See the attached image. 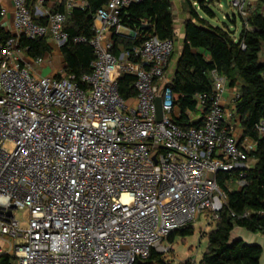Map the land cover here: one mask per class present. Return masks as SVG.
<instances>
[{"label": "built area", "instance_id": "1", "mask_svg": "<svg viewBox=\"0 0 264 264\" xmlns=\"http://www.w3.org/2000/svg\"><path fill=\"white\" fill-rule=\"evenodd\" d=\"M142 1L107 0L94 15L93 36L75 39L95 56L81 86L63 70L42 77L45 57L26 59L21 38L51 37L61 49L68 13L86 0L33 13L27 0H12L13 33L0 35V260L134 264L152 250L167 253L169 236L202 217L217 223L227 202L220 173L239 171L230 183L246 185L243 171L257 163L258 142H241L225 127V76L211 72L212 94H196L187 113L201 124L184 127L169 74L174 40L151 37L114 54V35H135L122 24L124 9ZM228 5L243 20L251 15V0ZM123 75L135 78L128 99L119 91ZM256 129L264 135V121Z\"/></svg>", "mask_w": 264, "mask_h": 264}, {"label": "trees", "instance_id": "2", "mask_svg": "<svg viewBox=\"0 0 264 264\" xmlns=\"http://www.w3.org/2000/svg\"><path fill=\"white\" fill-rule=\"evenodd\" d=\"M188 6L189 17L184 22L183 48L177 59L173 75L172 90L177 95L176 104L183 111H195L194 96L198 93L212 94V71L218 72L228 80L230 86L240 83L239 97L236 99V113L244 136L258 142L254 157L257 163L252 169L244 170L246 185L238 189H229L231 180L238 177L239 171L233 174L220 173L218 182L226 190L227 202L220 212L215 227L204 238L208 245L199 263L188 258L179 264H260L262 247L234 239L235 228H243L251 233L264 235V135L260 136L256 126L264 121V62L260 53L264 46V15L251 14L246 20L239 18L243 28L238 36L228 26H214L196 10L195 6L208 17L214 18L212 1L183 0ZM37 0H27L28 8L34 12ZM219 2H221L219 0ZM83 8L75 7L68 13L65 26L69 39L61 48L65 67L63 72L74 75L83 86L82 77L92 71L94 51L89 43H77L75 39L93 36V20L96 12L106 5L107 0H86ZM53 12L65 11V3L57 6ZM171 0H144L124 9L122 24L134 33L114 35V54L123 50L140 47L151 38L172 39L177 37ZM38 23H45L42 19ZM0 35H4L0 29ZM7 36V35H4ZM244 45V47H243ZM21 46L33 57H43L50 52L45 38L30 40L21 38ZM175 53V52H174ZM174 55V54H173ZM173 57V56H172ZM60 77V75H57ZM135 78L123 75L119 80V91L125 99L135 96L133 88ZM181 126L200 125L201 120L184 123ZM246 212L251 216L244 217ZM194 225L173 232L168 242L173 244L176 237L187 238L194 235ZM0 264H11L8 257H3ZM134 264H176L167 259L163 253L152 250L146 260H137Z\"/></svg>", "mask_w": 264, "mask_h": 264}, {"label": "crops", "instance_id": "3", "mask_svg": "<svg viewBox=\"0 0 264 264\" xmlns=\"http://www.w3.org/2000/svg\"><path fill=\"white\" fill-rule=\"evenodd\" d=\"M39 0H37L36 4H35V8H41L43 10H47V11H52L54 10L57 6H59L62 2L66 3L69 0H42V4H39L38 2ZM78 3H81L85 0H76ZM221 2H218L217 0H212V5L214 4L215 6L221 8L222 7V0H220ZM228 4L231 2L229 0ZM172 2V8H174L175 4H179L180 7H182V0H171ZM175 3V4H174ZM224 5V4H223ZM34 8V11H35ZM2 10L6 11V15L5 16H1L0 15V29L3 31L4 35H11L13 33V3L12 0H0V12ZM183 11V10H181ZM254 13H260L264 15V0H251V14ZM185 19H188L189 17V12L184 14ZM230 25L228 26L231 30L235 31L236 36H238L243 28V23L241 21V19H239L238 17H233L229 18L227 16ZM238 20H240V22L238 23ZM227 26V25H225ZM184 38H185V34H184ZM46 42L49 44L50 46V52L48 54H46L44 57L46 59V63L49 61L52 65V73L51 75H58L60 70H64L65 67V62H64V58L62 56L61 53V49H59L56 44L54 43V41L52 40L51 37H47L45 38ZM182 51V50H181ZM180 55V54H179ZM174 57V55H173ZM173 57L171 58L170 64L173 61ZM179 57V56H178ZM31 57L29 54L26 56V59L30 60ZM178 59V58H177ZM260 60L262 62H264V46L262 49V52L260 53ZM46 63L43 67H46ZM169 64V67H170ZM176 68V67H175ZM175 68L173 69V73L171 75H174V71ZM40 71V69H39ZM170 72V69H169ZM240 93V83H236L235 86H230L228 84L225 92L222 95V105L224 107V109L226 110V113H230L231 117H228V119H226L224 125L226 128H228V130L233 131L234 133H236V135L239 137L240 141L242 142L244 138L250 139L249 136H244V132L243 129L240 125V118L236 113V98L239 96ZM180 112L181 118H179L178 120L183 121L184 123H193V122H189V120L187 119V112H185L183 114V111L179 108H177L176 110V114L178 115V113ZM197 115H200L199 112H196ZM196 122V121H195ZM234 183V182H233ZM229 187V186H228ZM233 189H236L235 187ZM210 231V230H209ZM209 231H205L206 233H208ZM232 237L234 239H242L243 241H245L248 244H257L259 246L262 247V257H261V262L260 264H264V235L260 234V233H251L243 228H235V230L232 233ZM199 263V262H198Z\"/></svg>", "mask_w": 264, "mask_h": 264}, {"label": "rangeland", "instance_id": "4", "mask_svg": "<svg viewBox=\"0 0 264 264\" xmlns=\"http://www.w3.org/2000/svg\"><path fill=\"white\" fill-rule=\"evenodd\" d=\"M212 1V0H209ZM219 2V0H217ZM231 1V0H229ZM174 2V0H173ZM175 4V3H174ZM197 12L204 17L206 20H208L212 25L214 26H220L223 27L225 25L229 26V18H232V16L235 14L234 10L231 7L226 8L223 4L222 7L219 8L215 6L214 4L211 5L212 10L215 13L214 18H210L207 15H205L198 6H195ZM183 10V11H181ZM173 14H174V20H175V28L177 30V37L174 40L175 44V53L173 57V61L170 64V72L171 75L173 73V69L176 67L177 64V58L183 48V42H184V22H185V13H188V6L185 4V2L182 0V7H180L179 4H175L174 8H172ZM240 20H238V23ZM52 65L48 61L46 63V67L40 68V72L42 77H48L52 73ZM230 189H233L236 184L235 183H229L228 184ZM18 215H21L20 213ZM215 227V225H207L206 220L204 217L200 218L195 224H194V235L189 236L187 238H182L180 236L176 237L172 246L168 250L167 253H164L165 257L167 259H172L176 264H179L180 262L191 258L198 263L203 253L206 251L208 240L207 238H204L205 231L212 230ZM168 242V241H167ZM169 244H171L169 242Z\"/></svg>", "mask_w": 264, "mask_h": 264}, {"label": "water", "instance_id": "5", "mask_svg": "<svg viewBox=\"0 0 264 264\" xmlns=\"http://www.w3.org/2000/svg\"><path fill=\"white\" fill-rule=\"evenodd\" d=\"M222 2H223L224 6L226 8L229 7L227 0H222ZM156 113H157L158 121H161L162 120V116H163V111H162V100H161L160 97H158L157 100H156Z\"/></svg>", "mask_w": 264, "mask_h": 264}]
</instances>
